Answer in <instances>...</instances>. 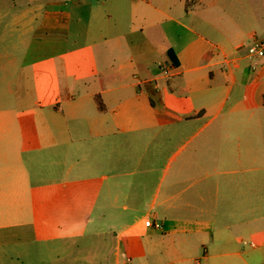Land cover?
I'll return each mask as SVG.
<instances>
[{
  "label": "crops",
  "instance_id": "0c3cea01",
  "mask_svg": "<svg viewBox=\"0 0 264 264\" xmlns=\"http://www.w3.org/2000/svg\"><path fill=\"white\" fill-rule=\"evenodd\" d=\"M263 38L264 0H0V244L264 264Z\"/></svg>",
  "mask_w": 264,
  "mask_h": 264
},
{
  "label": "rangeland",
  "instance_id": "374dc122",
  "mask_svg": "<svg viewBox=\"0 0 264 264\" xmlns=\"http://www.w3.org/2000/svg\"><path fill=\"white\" fill-rule=\"evenodd\" d=\"M21 73V69L15 70L13 77L15 110L18 109V103L16 102L17 98H25L28 96L25 92L24 87L22 86L20 77ZM31 95L34 96L36 95V93H31ZM222 121H227L230 123L229 118L221 117L220 119L216 120L211 126L220 125ZM236 123H239V121ZM161 163L164 165V160H162ZM28 170L32 176H37L38 172L36 160L35 163H30ZM211 201L212 200H207V206H209V204L212 206ZM16 233L19 234L18 237L14 238L13 242H11V240H6L5 242H3V244H0V264H71V260H74L78 256L80 257V254L85 253V251H88L90 247L99 242V238L93 237L80 241L78 243L80 245L79 248H77L76 245H64V243H45L28 246L26 244V241H19L21 239V236H23L22 233ZM59 252L62 253L59 254ZM59 256L63 257V259H59Z\"/></svg>",
  "mask_w": 264,
  "mask_h": 264
},
{
  "label": "built area",
  "instance_id": "2783aa9c",
  "mask_svg": "<svg viewBox=\"0 0 264 264\" xmlns=\"http://www.w3.org/2000/svg\"><path fill=\"white\" fill-rule=\"evenodd\" d=\"M247 54L250 57H263L264 56V38L250 45L247 49ZM172 69L165 70L166 74H169Z\"/></svg>",
  "mask_w": 264,
  "mask_h": 264
},
{
  "label": "trees",
  "instance_id": "16d2710c",
  "mask_svg": "<svg viewBox=\"0 0 264 264\" xmlns=\"http://www.w3.org/2000/svg\"><path fill=\"white\" fill-rule=\"evenodd\" d=\"M170 58L173 60V62L176 64V58H175V55L173 54V52L171 50H169L168 52Z\"/></svg>",
  "mask_w": 264,
  "mask_h": 264
}]
</instances>
